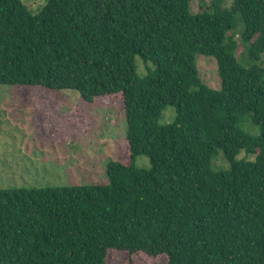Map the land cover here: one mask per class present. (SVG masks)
Listing matches in <instances>:
<instances>
[{
	"label": "trees",
	"instance_id": "16d2710c",
	"mask_svg": "<svg viewBox=\"0 0 264 264\" xmlns=\"http://www.w3.org/2000/svg\"><path fill=\"white\" fill-rule=\"evenodd\" d=\"M226 1L193 14L191 0H47L37 13L0 0V85L44 89L56 110L59 91H78L84 113L121 95L131 157L106 186L0 190V264H108L111 251L264 264V0ZM198 55L216 60L220 89Z\"/></svg>",
	"mask_w": 264,
	"mask_h": 264
},
{
	"label": "rangeland",
	"instance_id": "374dc122",
	"mask_svg": "<svg viewBox=\"0 0 264 264\" xmlns=\"http://www.w3.org/2000/svg\"><path fill=\"white\" fill-rule=\"evenodd\" d=\"M233 1L227 0L224 5ZM22 2L37 13L47 0ZM212 3L213 0H191V12L212 13ZM240 38L239 33L234 37L239 42ZM239 45L237 55L242 59L247 56V47ZM196 61L202 82L220 89L216 60L198 55ZM135 67L140 76L147 74L141 58L136 59ZM58 94L63 104L56 110L47 101L44 89L0 85V190L106 186L111 163H130L121 95L98 99L90 112L84 113L77 106L81 99L78 91L61 90ZM175 116L174 107L168 106L159 123L170 124ZM240 127L254 136L260 133L250 120H244ZM244 156L243 152L238 158ZM216 164L220 168L229 167L222 158ZM135 165L150 169L151 164L146 155H141ZM108 264H167V259L111 251Z\"/></svg>",
	"mask_w": 264,
	"mask_h": 264
}]
</instances>
